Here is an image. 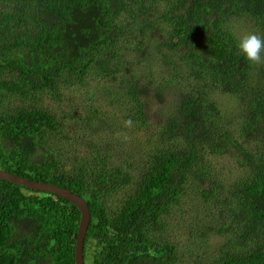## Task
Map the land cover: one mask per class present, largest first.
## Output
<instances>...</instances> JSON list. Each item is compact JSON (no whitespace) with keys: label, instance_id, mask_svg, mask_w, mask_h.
<instances>
[{"label":"trees","instance_id":"obj_1","mask_svg":"<svg viewBox=\"0 0 264 264\" xmlns=\"http://www.w3.org/2000/svg\"><path fill=\"white\" fill-rule=\"evenodd\" d=\"M237 20L264 35V0H0V168L86 199L84 264L90 246L92 264H197V247L205 264H264V60L239 53ZM99 79L120 82L134 128L154 129L152 100L182 88L139 171L140 142L115 135L117 161L96 151L66 167L59 155L65 122L37 101ZM226 154L241 178L204 187L210 157ZM194 187L212 210L182 243L184 229L166 226ZM80 217L60 195L0 178V264H75Z\"/></svg>","mask_w":264,"mask_h":264},{"label":"rangeland","instance_id":"obj_2","mask_svg":"<svg viewBox=\"0 0 264 264\" xmlns=\"http://www.w3.org/2000/svg\"><path fill=\"white\" fill-rule=\"evenodd\" d=\"M235 29L240 36L243 33L251 32L250 26L247 23H242L239 20L235 23ZM182 88L169 89L171 94L180 92ZM122 87L118 80L113 79H99L90 80L86 87H78V85L66 87L62 94L61 99H53L44 97L38 100V105H46L53 112L63 119L65 125L63 127L66 139L58 141L59 155L63 157L68 163L66 167L74 166L72 161L77 158L80 159L87 155L93 156L96 151L102 153L106 158L111 161H117L115 158V151L112 146L110 136L115 135L126 142L137 143L136 148L130 151L135 164H130L134 170L139 171V151L144 149L152 150L155 144L154 134H158V124L163 123V119L172 109L170 100L173 95L168 94L165 103L160 102L159 99H153L152 104L147 109L149 117L154 126L153 128H134L131 124H126L128 120L127 113L129 107L119 97ZM94 95L91 96V93ZM214 99L220 103L219 105L225 107L230 105L232 111L238 113V104L235 99L223 96L220 91L213 92ZM101 109L100 112L94 113L93 109ZM93 120L89 121L88 117ZM238 135V132H236ZM239 136V135H238ZM119 151H126L124 148L118 146ZM108 152L109 154H105ZM110 161V160H109ZM133 163V162H132ZM208 166V175L205 180L204 187H210L216 183H226L229 185L231 182L241 178L242 170L238 167V163L230 154L210 157ZM142 165V164H141ZM202 184V182H200ZM202 184V187H203ZM122 195H120L121 197ZM212 203L210 200L205 199L197 188L189 191V194L182 198L181 204L177 207L174 215V222L170 219V224L166 226V231L173 237L174 227L184 229L182 231H175L182 243L187 242V232L194 234L193 218L202 216L205 220L209 218L207 210L211 211ZM223 237H214V243H220ZM92 244H94L92 242ZM186 252H189L190 247L182 245ZM213 249V248H212ZM212 249L209 250L211 255ZM198 255H191V259L196 261L197 264H205L208 254L202 252L198 248ZM88 258L86 264H92V246L87 249ZM49 264V263H43ZM148 264V263H145Z\"/></svg>","mask_w":264,"mask_h":264},{"label":"water","instance_id":"obj_3","mask_svg":"<svg viewBox=\"0 0 264 264\" xmlns=\"http://www.w3.org/2000/svg\"><path fill=\"white\" fill-rule=\"evenodd\" d=\"M0 178L23 185L33 190L60 195L68 199L78 207L81 213V218L75 242V264H84V243L87 229L91 221V212L87 201L81 195L75 193L69 188L49 182L30 179L21 175L11 173L2 168H0Z\"/></svg>","mask_w":264,"mask_h":264},{"label":"clouds","instance_id":"obj_4","mask_svg":"<svg viewBox=\"0 0 264 264\" xmlns=\"http://www.w3.org/2000/svg\"><path fill=\"white\" fill-rule=\"evenodd\" d=\"M236 47H237L239 53L241 55H243L248 61H250L252 63H258V62H261L262 60H264V35H262L260 33L252 31V32H246V33L241 34L236 41ZM125 123L130 125L132 123V121L127 120V121H125ZM91 219H92V216H91ZM79 224H80V222H79ZM89 225H90V223H89ZM151 263L154 264L156 262H151Z\"/></svg>","mask_w":264,"mask_h":264}]
</instances>
